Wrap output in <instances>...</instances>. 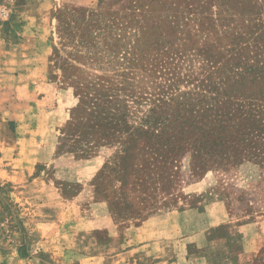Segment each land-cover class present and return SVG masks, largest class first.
Returning <instances> with one entry per match:
<instances>
[{"label": "rangeland", "instance_id": "obj_1", "mask_svg": "<svg viewBox=\"0 0 264 264\" xmlns=\"http://www.w3.org/2000/svg\"><path fill=\"white\" fill-rule=\"evenodd\" d=\"M253 79L264 92V0H0V264H264L259 164L199 155L194 135L142 200L120 187L118 145L66 130L96 82L129 115L201 101L159 107L180 124Z\"/></svg>", "mask_w": 264, "mask_h": 264}, {"label": "trees", "instance_id": "obj_2", "mask_svg": "<svg viewBox=\"0 0 264 264\" xmlns=\"http://www.w3.org/2000/svg\"><path fill=\"white\" fill-rule=\"evenodd\" d=\"M259 82L253 79L249 83L227 84L223 98H212L211 106H202L204 119H182L180 124H176L182 114L175 113L178 109L171 113L159 107L170 104L186 109L201 101L195 103L185 94L159 98L144 113L129 115L133 112L131 107H119V97L108 94L105 84L96 82L92 84L93 91L78 93L79 104L66 130L79 142H92L91 146L118 145L114 168L120 174V187L124 193V187H130L131 183L133 191H140L142 200L151 198L153 186L157 189L170 180L174 164L194 135H197L195 150L200 152L206 148L199 155L219 156L221 161L235 163L253 161L260 165L264 180V92L257 90ZM186 111L200 113L195 108ZM124 205L141 214L127 197Z\"/></svg>", "mask_w": 264, "mask_h": 264}, {"label": "crops", "instance_id": "obj_3", "mask_svg": "<svg viewBox=\"0 0 264 264\" xmlns=\"http://www.w3.org/2000/svg\"><path fill=\"white\" fill-rule=\"evenodd\" d=\"M31 26H32V23H30V21H27L26 23L18 26V28L16 29L18 31H16L15 34H21L23 32H26L27 34H30V31L29 30L31 29ZM50 46L52 48L53 45L51 44ZM1 159H2V157L0 158V160ZM3 159H6V157H3ZM22 167H23V169L13 170L14 173L12 175H10V176H12V178H14V179L21 177L23 174H25V176L32 177L33 171L35 170L34 169V166H22ZM1 173H2V170L0 169V174ZM32 181H33L32 184H35L36 183V184L42 185V183L44 182V179L40 176L38 178H33ZM146 230L151 231V229H146ZM156 238L157 237H154L153 239H156ZM159 244L162 245L163 243L161 241L154 242V246H157Z\"/></svg>", "mask_w": 264, "mask_h": 264}, {"label": "built area", "instance_id": "obj_4", "mask_svg": "<svg viewBox=\"0 0 264 264\" xmlns=\"http://www.w3.org/2000/svg\"><path fill=\"white\" fill-rule=\"evenodd\" d=\"M1 12H2L4 15H8V11L6 10V8H2V9H1Z\"/></svg>", "mask_w": 264, "mask_h": 264}]
</instances>
